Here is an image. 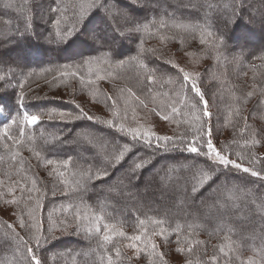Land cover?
<instances>
[{"label": "trees", "instance_id": "1", "mask_svg": "<svg viewBox=\"0 0 264 264\" xmlns=\"http://www.w3.org/2000/svg\"><path fill=\"white\" fill-rule=\"evenodd\" d=\"M24 1L19 3L16 10H21L23 6L29 7L28 17L26 15L27 18L23 19V22L14 24L12 29L14 35L12 33L8 37L2 35L1 46H3V41L5 42L10 36L21 42V45H27L28 40L33 38L31 29H34L36 25L38 26V23H34V20L30 18L33 16L32 3L29 4L26 1L24 3ZM46 1L50 38L57 39L58 30L63 32L71 29L74 25L79 26L77 25L78 4L81 0ZM150 1L154 2L157 7L141 11L140 7L136 8L127 4L128 9L131 10V16H129L131 21L117 16L111 22L113 28L117 30L116 34L111 37L115 42H119L116 48L106 45L105 49L101 50L94 47L78 57L64 60L59 56L56 61H48L42 65L21 66L14 62L16 60L11 59L18 65L17 67L13 63L11 64L17 67L15 68L16 71L19 68L18 75L28 72V77L30 74L34 76V72L37 71L39 73L54 71V75L59 79L58 82L62 83L69 79L67 83H70V86L71 84L75 85V87L68 93V95H72L70 99L67 95L64 99L46 98L53 97L50 92L44 95L46 97L38 98L39 100L23 99L24 110L30 114L63 111L72 114L67 117L68 122H61L58 116H54L51 121L48 120V117L42 118L41 122L35 126L21 123L19 127L24 129L25 135L20 144L3 136L4 129L9 128L11 135L20 139L17 126L11 123V119L7 124L0 122V209L6 207L13 209L17 223L18 219L23 217L29 223L40 222L45 230L53 227L51 233L45 234L50 236L48 243L41 242L40 255L45 259L46 264H108V256H112L116 264H189V262L190 264H249V261L252 264H264V232L249 230L241 223L243 222L241 218L244 217L242 211L257 214L258 207L264 208V199L259 192L260 189L264 188V181L242 172L230 173L231 177H236L237 183L232 192L228 193V201L217 202L219 197H217L218 194L214 186L213 188H205L193 196L191 193L192 172L180 171L186 162H193L191 159L185 160V157H190L192 154L165 152L163 147L160 149L155 147V141H153V146L149 148L143 142L133 141L130 134L118 131L115 126L122 124L125 129L138 128L141 131L151 130L160 136H171L173 133H184L190 125L195 123V116L199 114V109L193 110L191 108L192 94L189 93L185 98L180 89L176 69L169 70L167 64H162V61H166L197 76L199 86L209 101V107L212 110L211 123L216 130L219 141L227 146V152L239 151L242 155L247 156L249 149L245 145V140H250L253 134L264 129V59H261L264 57V47L252 48L248 43V45L244 43L242 48L233 44L231 36L234 32L233 23L231 26L222 14L221 8H217L220 6V0ZM234 5L235 8L231 13L233 19L247 21L245 17L249 18V16L241 11V0L237 3L234 1ZM53 9L58 10L53 11ZM207 11L210 13L207 14ZM213 12L215 14H212ZM57 20L60 21L58 25ZM0 21L7 22L6 30L11 31V21L1 8ZM137 22L149 24V32H133L132 28ZM161 22H163V27L160 26ZM101 25L98 28L101 29ZM175 25L194 27L185 30L175 27ZM245 25L246 32L250 36L253 35L252 27L249 24ZM3 27V23H0V30ZM228 28L232 29L229 33ZM14 29H16L15 32ZM125 29L133 33V43L130 46L125 42L124 36H120ZM235 31L238 32L235 33V38L241 39L242 31L238 27ZM202 32L211 33V36L204 35L206 41L204 44L200 43ZM162 33L165 36L160 39L161 42L155 41L158 43L153 44L152 41ZM218 39L222 40L223 44L214 48ZM67 41L60 44H66ZM171 43L178 44L182 49L185 47L184 50L189 51L191 63L195 66L201 65L203 69L196 72L189 71L181 61L172 58V51L167 50L164 46ZM109 48L111 55L106 56L105 52ZM35 49V47L30 48L29 55L33 53V56H30L34 60L41 59L42 49L40 47ZM141 49L144 51L142 52ZM36 52L38 55H35ZM213 52L217 53L211 55L209 63H206V58ZM120 54L123 56H118ZM238 57L242 58L239 62L236 59ZM119 59H123L125 63L117 67ZM19 60L17 57V61ZM88 61L92 63L89 64ZM2 67L8 69L10 66H0L1 69ZM61 73H67V75L62 76ZM102 75L105 76L103 77L105 84L112 88L110 95L97 84V80ZM77 76L84 77L81 79L85 80L76 86V81L73 80H79ZM149 77H151V84L148 81ZM117 90L128 94L127 100L124 101L125 104L121 105L127 109L123 113L126 116L130 114L132 120L118 117V113L114 111H117V106L112 107V104L117 100V96L113 91ZM96 92L97 97H94ZM250 92L252 93L251 97L247 95ZM75 93L85 95L98 105H102L107 110L106 115L113 113V118L107 119L102 115L97 116L94 113H89L86 109V103L80 104L72 100L78 97ZM108 97L112 98L108 99ZM0 98L12 106L13 118L22 117V107L17 108L12 103V96H6L7 100L2 96ZM18 100L19 98L16 99V101ZM141 100L147 107L140 104L139 101ZM172 105L180 109V114L174 115L171 121L163 120V114H171ZM81 108L88 115H91L93 120L75 119V116L80 114ZM146 110L151 113L150 116L146 115ZM7 111L6 116L0 117V120L5 121L6 117H9V110L7 109ZM108 120H112L114 126L105 123ZM73 128H83L84 131L79 132V136L72 137L68 129ZM93 130L101 131V133H93L95 132ZM106 135L109 136L107 140ZM49 136L54 139L48 141ZM58 138L66 139L67 143L60 142ZM256 138L259 139L260 137L257 136ZM189 139H191L190 135ZM76 143L82 145L93 156L88 158L76 152L77 150L74 149ZM94 144L98 145L100 151L95 150ZM125 144L130 146L135 144V147H133L132 152L127 154L125 161L116 167L117 169L108 167L114 154ZM60 147H66L70 153L58 152ZM251 151L264 157V147L257 146ZM37 153L39 156L36 155ZM68 158H71L68 167H59ZM142 158L150 159L151 163L143 171L137 173L140 179L134 182L133 177L135 176L131 174L130 169L134 162L138 163ZM230 158L235 159L236 157L231 155ZM40 159L43 161L51 159L56 162L53 164L54 169L49 171L51 172L50 175H46L44 172V166L40 163ZM244 163L245 166H248L247 161ZM167 164L180 171L176 174L175 179L169 180L164 176L166 173L164 166ZM124 165L128 173L119 174L118 172L125 167ZM89 166L94 168L108 167L112 176L107 181H88V190L84 191L83 187L78 185L76 181L80 180L83 170ZM254 167L260 170L264 168V163L257 162ZM60 169L65 173L64 178L59 175ZM151 171L153 172L151 175L152 183H147L142 174L149 175ZM8 176L17 180L12 181ZM2 177L5 178L2 179ZM64 180H67L68 183H63ZM34 183L35 188L33 187ZM247 184H253L251 189H255L254 195L257 199L244 195L247 193L245 190ZM185 186L187 191L184 190ZM138 187L142 188L144 193H142L143 191L137 193ZM99 191L105 194L106 202L101 201ZM130 191H134L132 192L133 196L127 201L125 195L129 194ZM183 191L184 195L191 200H196L199 196L208 203L204 205H198L195 202L184 204L183 208L189 212L182 216L180 215L183 213L182 207L176 205V208H170L167 204L176 192L181 194ZM203 194L212 197L207 198ZM157 196L165 197H162L161 200L167 199V203L164 202V204L153 207L151 203ZM12 199H16L18 203L5 204L6 200ZM37 201H39V206H37ZM217 204L224 206L216 207ZM233 205L240 206L241 209L235 210L232 208ZM167 209L169 214H164L163 211ZM206 211L211 215L217 213L216 216H220L222 219L221 224L217 219L212 220V222L205 221L201 216L203 213L206 214ZM76 212H79L82 217L87 216L88 219L76 221L74 219ZM29 213H32L31 217ZM7 215V212L0 211V241H8L0 246V264H26L25 248L23 245L17 244L11 237L15 231L27 239V232L9 220ZM94 216L104 218L101 225L103 223L114 224L118 230L124 231L125 236H133L129 230H139L134 235H141L143 242H134L140 244V251L137 252L136 249L127 247L126 245L131 242L125 238L114 236L112 243L105 244L103 231L101 234L94 231L90 234L87 229ZM140 220L145 221L143 227L139 224ZM153 220H163L164 223L156 226L151 223ZM62 221L66 222L62 223ZM77 223L80 224L79 228H76ZM8 225H12V227L10 228ZM177 225L182 229L179 234L176 232ZM161 227L164 228L165 235L168 236L169 243L167 244H163L161 236L153 235V232L159 233ZM87 238L90 242L85 241ZM177 240H179V244L176 243ZM197 241L200 243H196ZM152 242L158 245L155 250L156 253H163V261H160L158 256L153 255ZM116 245L121 250L119 258L115 255ZM29 246L35 249V242L31 241ZM57 246L61 248L56 249ZM177 247L184 248L185 251L177 252ZM221 247L224 248V252L220 251ZM52 248H54L53 251ZM189 248L192 249L190 252L188 251ZM62 249H64L62 252L69 261L68 263H61V258H58L57 254H60ZM213 256L217 257L216 261H212Z\"/></svg>", "mask_w": 264, "mask_h": 264}, {"label": "snow or ice", "instance_id": "2", "mask_svg": "<svg viewBox=\"0 0 264 264\" xmlns=\"http://www.w3.org/2000/svg\"><path fill=\"white\" fill-rule=\"evenodd\" d=\"M243 3L244 0H241V11H243ZM79 7V13L77 18V25H74L71 29L65 30L63 32H60L59 30L56 33L57 37V43H63L67 41L70 37L73 38L74 36H77V34L84 36L86 42L88 40L92 41V43L96 46L98 49H105V46L109 43V39L116 34V29L111 28V22L117 17L121 16L127 21H131V17L127 16V14L121 10L118 7V0H81V2L78 4ZM58 9H53V11H57ZM99 13L102 22L105 24L104 29L95 28V29H86V21L93 16L94 14ZM87 17V19H85ZM57 25L60 23L59 20L56 21ZM153 24L155 22L153 21ZM161 27H163V22H161ZM175 27L184 28L185 30H190L194 26H188V25H175ZM111 29V31H109ZM150 25L149 24H139L138 22L133 26L132 31L133 32H149ZM122 34V33H121ZM204 35L211 36L210 32L201 34L200 43L204 44L206 43L204 39ZM223 41L219 40L217 41V44L214 45V48L218 45H222ZM143 52L144 49H141ZM27 55L26 53L24 54ZM106 56L111 55V49L109 48L105 52ZM122 57L123 55H118ZM135 59V58H133ZM159 59V58H158ZM239 62L242 58L238 57L236 58ZM261 59H264L262 57ZM89 64H91V61H88ZM125 61L123 59H119L117 61V67L123 65ZM162 64H167L169 66V70L176 69L177 71V78L180 81V89L181 92L184 94L185 98H187L188 94L191 93V108L193 110L199 109V114L195 116V123L190 125V127L182 134H176L173 133V135H156L155 132H152L151 130H144L141 131L138 128H128L125 129L124 125H115L117 127V130L120 132H126V134H130L133 141L136 142H143V144L149 148L153 146V141H155V147L157 149H160L163 147V150L165 152L170 153H189L192 154L190 157H185V160L188 159L193 160V163L191 165H187L189 171L192 172L193 178L191 182V193L194 196L196 193L203 191L205 188H213V185L216 184V182L219 180L220 176L227 175L230 173H246L249 174L251 177H255L260 181H264V168H261L260 170H257L254 165L257 162L264 163V157L256 155L255 152L251 151L253 148L264 147V129H261L260 132H257L253 134L252 138L250 140H245V145L248 147V155L244 156L241 152L236 151L233 153H229L226 151L227 146L219 141L218 135L216 133V130L211 123V117L212 113L209 107V101L206 99L205 93L202 91L201 87L198 83V78L196 75H194L191 72L185 71L183 68H180L176 64H169V62L162 61ZM61 75H67V73H61ZM73 76H75V73H73ZM99 79H103V77H99ZM149 84H151V77L148 78ZM91 83V81H90ZM22 87V86H21ZM249 97L252 96V93L247 94ZM112 97H108V99H111ZM141 105H144V101H139ZM16 105L17 108L23 107V96L19 98L18 101L15 99L12 102ZM11 105L5 101H3L2 98H0V112H4L6 109L9 110V119H11V123L13 125L17 126V130L19 132L20 139H17L15 136L11 135L10 129L5 128L3 132V136L6 139L13 140L15 143L20 144L22 141V138L24 137V129L20 128L19 125L21 123H26L29 126H35L38 125L41 122L42 115L41 114H30L27 110L23 112L22 117H16L13 118L11 114ZM79 107V106H77ZM144 107H147V105H144ZM155 111V109H153ZM180 109H178L175 105H172L171 107V114L165 113L162 115V119L165 121H171L174 117V115H179ZM71 113H65L63 111L59 112H53L49 111L47 113L48 120L51 121L54 116H58L61 122H68L67 117L71 116ZM75 119H87V120H93V117L91 115H88L84 110L80 109V114L75 116ZM109 126H114V122L112 120L105 121ZM189 135L191 136V139H189ZM259 136L260 138L257 139L256 137ZM60 139V142L67 143L66 139ZM91 142V141H90ZM236 143V141H233ZM219 143V147H218ZM170 145V147H169ZM133 147H135V144L128 145L125 144L123 147L112 157V159L109 161L108 167H112L115 169L117 166L121 165L122 162L125 161V157L128 153L132 152ZM31 151V149H30ZM39 156V153L36 154ZM154 155V154H153ZM231 155H234L236 158H230ZM173 159H176V157H173ZM244 161H247L248 166H245ZM71 162V158H68L63 161L62 165H59V167L67 168L68 165ZM56 162L49 159L47 160V164L53 165ZM151 163V160L148 158H142L138 163L133 164V166L130 169V172L137 180L140 179L139 175H137L138 172H141L148 164ZM108 167L104 168H94L93 166H89L87 169L83 170V173L81 175L80 180H77L76 183L78 185H81L83 187L84 191L88 190V181H107L109 177L112 176V172L108 171ZM59 175L63 177L65 175L64 172H60ZM63 183L67 184L68 181L64 180ZM33 187L35 188V183L33 184ZM185 191H187V188L185 186ZM239 191V189H236ZM53 195H55V192H53ZM67 195V193H65ZM18 201L16 199L12 200H6V205L16 204ZM37 206H39V201H37ZM216 207H223L224 205L217 204ZM2 212H7L9 214L14 215V210L11 208H4L0 209ZM29 216H32V213H29ZM74 219L76 221H80L82 219H88L87 216H81L79 212H76L74 215ZM104 220L101 216H94L90 220V226L88 227L87 231L91 234L93 231L97 234H101L103 231V242L105 244H110L113 242L114 236L122 237L130 241H142L141 235H133V236H125L124 231L118 230L117 227L114 224L110 223H103L101 225V222ZM66 222V221H62ZM19 227L27 232L28 238L25 239L24 237H21L18 232L13 231L12 239L17 242L19 245H23V247L26 250L25 255V261L26 264H46L45 259L40 255V252L42 250L41 242L43 241L45 244L48 243L50 236L45 235V232L51 233L53 231V227H49L47 230L42 228V224L40 222H32L29 223L28 221H25L23 217H20L18 219ZM156 226H160L164 223L163 220H153L151 221ZM139 224L141 227L145 225L144 220H140ZM8 227H12V225H8ZM80 224H76V228H79ZM31 230V231H30ZM182 231L179 225H177V234ZM153 235H159L162 237L163 244L169 243L168 236L165 235V230L163 227H161L160 232L156 233L153 232ZM35 242V249L30 245V242ZM7 240L0 241V246H2L4 243H7ZM177 244H179V240L176 241ZM196 243H200L197 241ZM129 248L136 249L137 252L140 251V247L136 243H129L126 245ZM145 247H147V244H145ZM153 255L158 256L160 261H163V253H156V248L158 245L155 242H152L151 244ZM192 249L189 248L188 251L190 252ZM177 252H184V248L177 247ZM221 252H224V248L221 247ZM115 255L117 258L121 256V250L118 245L115 246ZM212 261H216L217 257L213 256ZM108 264H116V261L113 260L112 256H108L107 258ZM190 264V262H189ZM249 264H252L251 261H249Z\"/></svg>", "mask_w": 264, "mask_h": 264}, {"label": "rangeland", "instance_id": "3", "mask_svg": "<svg viewBox=\"0 0 264 264\" xmlns=\"http://www.w3.org/2000/svg\"><path fill=\"white\" fill-rule=\"evenodd\" d=\"M23 1L21 0V2H20V0H17V2H16V0H0V8H1V10L3 9V12H5L7 14L8 19L11 21L10 26L12 25L11 31L10 30L8 31V30H6L7 29L6 28L7 22L4 23V22L0 21V23H3V26H4L0 30V40H2V35H4L5 37L7 35V37H8L9 34L10 35H11V33L13 34L12 29H13V26L15 23L23 22V19H26L28 17L27 14H29V12H30L29 7L26 8V6H23L21 8V10L20 9L16 10V9H18L17 6L19 5V3H22ZM25 1L29 4L32 3V6H33V14L32 15L33 16L30 15L31 16L30 18H32V20H34V23L37 22L38 26L36 25V27L34 29H31V31L33 33V38L31 37V39L28 40V44H27L28 46L27 45H21V42H19L18 40H17L18 41L17 42L16 40H14L12 38V36H10L9 39H7L5 42L3 41V46H1L2 43H0V66H2V65H9L10 66L8 69H4V67H2V69L0 68V96L5 97V100H7L6 96H8V97L12 96L13 100L20 98L21 96H23L24 100H30V99L39 100L38 98L46 97L44 95L46 93L50 92V93H52L53 97H46V98L64 99L65 96L67 95V96H69V99H70L72 95L71 94L68 95V93L73 87H75V85L73 86L71 84V86H70L69 85L70 83H67L69 81V79L66 80L65 82H62V83L58 82L59 79L57 76L54 75V71L53 72L48 71L45 73L44 72L39 73L37 71V72H34V74H35L34 76H32L30 74L28 77H27L28 72L25 74L18 75L17 72H19V68L16 71L15 68H17L18 65L15 64L14 62L19 63L21 66L22 65L29 66L30 64L42 65L44 63H47L48 61L49 62L56 61L57 59H59V56H60V58H62L64 60L69 59L71 57H78V56L82 55V53H86L87 50H90L96 46L90 40H88L86 42L85 37L81 36L79 34H77V36H74L73 40H72V38L68 39L66 44L61 45L60 43H57L56 42L57 39L50 38V35L48 34V28H49L48 25L49 24L47 22V7L45 4L47 1L46 0H25ZM25 1H24V3H26ZM234 1L236 3L240 2V0H220V6L217 7V8H221V10L223 11L222 14L226 18V20H228V23L230 22L229 24L231 26L233 23V28H234L233 31L234 32H232L233 34L231 35L233 44H236V46L242 47V48L244 47V43L245 44L248 43L252 48L253 47H259V48L264 47V6H263V0H244L243 13L245 15L249 16L250 19L248 17H245L248 22L241 20V19H233V17L231 16V13L233 12V10L235 8ZM127 4H129V5L131 4V5L135 6L136 8L140 7L141 11L142 10L146 11L149 8L157 7L155 5V3L151 2L150 0H118V7L121 10H123L127 14V16H131V10L128 9L129 7H127ZM209 13L210 12L207 11V14H209ZM212 14H215V12H213ZM26 15H27V17H26ZM230 16H231V18H230ZM85 19H87V17H85ZM122 19H124V18L122 17ZM88 20H89V22H87L88 24L86 23V29H89V30L95 29V28H98L101 24H102L101 29H104L106 27L105 24L102 22L99 13L94 14ZM244 23L249 24L252 27V30H253L252 34L253 35L250 36L248 34V32H246V30H245L246 25ZM111 27L113 28L112 25H111ZM237 27L239 28L240 31H242L241 32L242 33L241 39H237V37L235 38V36H236L235 33H238L235 31ZM13 31L15 32L16 29H14ZM231 31H232V29L228 28V33ZM131 33L132 32L130 30L125 29L124 32L122 34H120V36H124L125 42L128 44V46L132 45V43H133V40H132L133 33L132 34ZM164 36H165V34L162 33L161 35H159L158 38L153 40L152 43L153 42H154L153 44L158 43L155 41H160V39L163 38ZM251 42H253V43H251ZM118 43H119L118 41L115 42L111 38V39H109V43L107 45H108V47L116 48L118 46ZM164 46L166 47L167 50L172 51L171 57L174 58L175 60L179 61V62L181 61L182 64L185 65L189 71H195L196 72L197 70L203 69L201 65L195 66L194 64L191 63L190 57H189V51L184 50V49H186L185 47H183V49H182L178 44H174V43H171L170 45H164ZM33 47H35L36 49H39V47H40V49H42V52H43L42 56L43 57L40 56L41 59L34 60L31 57V56H33V53L30 54L31 56L29 55V49L30 48L32 49ZM25 53L27 54L26 56L24 55ZM216 53L217 52H213V53L209 54L208 58H206V60H207L206 63H209V59H210L211 55L213 56ZM35 55H38V52H36ZM16 56L20 59L19 61H17ZM28 57H30V58H28ZM11 59H14L16 61L12 62ZM12 63L17 67L12 66L11 65ZM20 69H22V68H20ZM100 77H105V76L102 75ZM77 78L79 80H76V79L73 80V81H76V86L81 84L82 81L85 80V79L84 80L81 79L84 77L80 78L79 76H77ZM103 80L104 79H98L97 84L108 95H110L112 88L109 85L105 84V82ZM113 93H116L117 100H115L113 102L112 107L117 106V111L116 110H114V111L118 113V117H122L123 119L132 120V116L130 114L128 116H126V114L123 113V111H127V109H124L125 106L121 105V104H125L124 101L127 100L126 97L128 96V94H126L124 91L121 92V90L120 91L119 90L113 91ZM75 94L78 97L73 98L72 100H75V101L79 102L80 104H82V102L86 103V107H87L86 109L88 110L89 113H91V114L94 113L97 116L102 115V116H104V118H107V119L113 118V113L112 114L109 113L106 115L107 110L102 105H98L92 99L88 98L85 95H81V94H77V93H75ZM94 97H97V92H96V95H94ZM66 100H68V99H66ZM129 105H130V103H129ZM21 110H22V112H24L25 111L24 107H22ZM211 112H212V110H211ZM7 113H8V111L6 109L4 111V115ZM1 114H2V112H0V115ZM33 114L39 115L40 113H33ZM150 114L151 113L146 110V115L150 116ZM45 117H47V114L42 115V118H45ZM9 120H10L9 117H6L5 121L0 120V122L7 124ZM81 131L83 132L84 129L83 128L68 129V132L72 137L79 136L80 135L79 132H81ZM93 131H95L93 133H98V134L101 133V131H98V132L96 130H93ZM107 137H109V136L106 135V140L108 139ZM52 139H54V138H51L49 136L48 141H50ZM75 147L76 148H74V149L77 150L76 152L83 155L84 157L91 158L93 156L89 151L84 149V147L82 145L76 143ZM94 147H95L96 151H100L98 145L94 144ZM58 152L70 153V150L67 149L66 147H60ZM105 161H106V159H105ZM191 161H193V160H191ZM40 163L43 164V166H44L43 170H44V172H46V175L47 174L50 175L51 172H49V171L53 170L54 166L47 164V161H43L41 159H40ZM191 163H193V162H186V164H184L181 167L180 171L189 172L187 165H191ZM164 167H166V173L164 176L169 180L175 179L176 174L180 172L174 166H171L169 164L165 165ZM47 172H49V173H47ZM60 172H62L61 169H60ZM122 172H124L126 174L128 173V171H126V166L123 169H121L118 173L122 174ZM152 173L153 172L151 171V173L149 175H147L145 173L142 174L144 181L147 180V183H150L151 178H152L151 177ZM3 178H5V177H2V179ZM62 178H64V177H62ZM10 179L12 181L17 180L15 178H10ZM133 179H134L133 180L134 182L138 181L135 177H133ZM109 182H110V180H109ZM225 182H226V184H224ZM236 183L237 182H236L235 176L231 177L230 174H227V175L222 174L220 176L219 180L216 182V184L213 185L215 190L217 191V194H218L217 197H219V201H217V202H224L225 200H227L228 199V193L232 192L233 187H236ZM252 185L253 184H251V185L247 184V186L245 188L247 193H245L244 195L247 197H250V198L254 197V199H257V197L255 198V195H254L256 193L254 191L255 189H251ZM138 188L139 189H137V193H141L143 191L142 188H140V187H138ZM132 192H134V191H130L129 194L127 193L125 195V198L127 201H129L131 196H133ZM259 192L262 195V199H264V197H263L264 196V188L260 189ZM142 193H144V191ZM99 194H100L101 201L106 202L107 199L105 198L106 197L105 194L101 193L100 191H99ZM203 196H205V195L203 194ZM162 197L163 196H157L152 201V203H151L152 206L156 207L159 204H164V202L167 203L166 201H168V200L166 199V200L162 201L161 200ZM205 197L209 198L212 196L207 195ZM163 198H165V197H163ZM203 199H201L198 196L196 198V200H191V199H189L188 196L184 195V191L181 194H179V192H176L174 194V196L171 198V200L169 201V204H167V205H169L170 208H176L177 206L182 207V209L181 208L180 209L183 211V213L180 215L184 216L186 214V212L187 213L189 212L185 208H183L184 204H193L195 202L198 205H200V204L204 205V204L208 203V202H206V200H203ZM232 208H234L235 210L241 209V207L237 206V205H233ZM257 209H258L257 214H254L253 212H252V214H250V212L247 213V212L240 210V211H242V214H244V217L241 218L243 220V222H241V223L245 228L247 227L249 230L253 229L256 232H264V208L258 207ZM192 211H194V210H192ZM190 212H191V209H190ZM163 213L169 214V210L168 209L164 210ZM7 214L8 215L6 217L9 220L16 223L17 226H19V223H17V218L13 214H9V213H7ZM213 214L214 215H211L209 212L206 211V214L203 213L201 217L204 218L205 221H211L212 222V220H216V219L218 220V222L222 221V219H220V216H218V217L216 216L217 213H213ZM239 220H240V218H239ZM219 224H221V222ZM138 231L139 230H136V231L129 230V232L132 233L133 235L136 234ZM46 233H48V232H45V234ZM85 241L90 242L88 240V238ZM142 241H143V238H142ZM130 242L135 243L134 241H130ZM138 245H140V244H138ZM54 248H52V251ZM60 248H61L60 246H57L56 249H60ZM62 251H64V249L61 250L60 254H57L58 258H61V260H60L61 263L62 262L68 263L69 261L64 257V252H62ZM21 257L22 256H20V258ZM52 261H54V258H52Z\"/></svg>", "mask_w": 264, "mask_h": 264}, {"label": "bare ground", "instance_id": "4", "mask_svg": "<svg viewBox=\"0 0 264 264\" xmlns=\"http://www.w3.org/2000/svg\"><path fill=\"white\" fill-rule=\"evenodd\" d=\"M30 58V57H29Z\"/></svg>", "mask_w": 264, "mask_h": 264}]
</instances>
